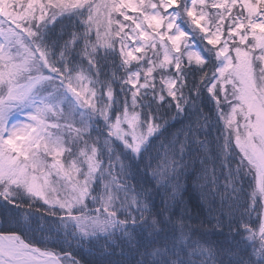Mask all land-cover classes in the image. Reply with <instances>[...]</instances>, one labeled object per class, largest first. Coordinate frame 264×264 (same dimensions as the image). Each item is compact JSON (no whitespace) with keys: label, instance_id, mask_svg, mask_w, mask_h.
I'll return each instance as SVG.
<instances>
[{"label":"snow or ice","instance_id":"obj_1","mask_svg":"<svg viewBox=\"0 0 264 264\" xmlns=\"http://www.w3.org/2000/svg\"><path fill=\"white\" fill-rule=\"evenodd\" d=\"M0 208V264H264V0H0Z\"/></svg>","mask_w":264,"mask_h":264},{"label":"trees","instance_id":"obj_2","mask_svg":"<svg viewBox=\"0 0 264 264\" xmlns=\"http://www.w3.org/2000/svg\"><path fill=\"white\" fill-rule=\"evenodd\" d=\"M180 128V123H175L174 128L170 131H175ZM185 205L189 213L192 216V225L194 227L200 228L202 231H206L210 234L212 239H223L220 235V229L216 227L217 219L220 217L222 211L226 212V207H221L219 200L212 201L210 198L204 197L201 195V192L192 186V182H188L187 189L184 193ZM156 203L160 205V198H156ZM0 227H15V224H8V213L5 212L3 208H0ZM223 231L226 233L227 228H223ZM37 237L40 236V233H36ZM82 259L84 264H89L91 261L92 264H95V261L99 259L97 255H93L87 250H83L81 255L77 257Z\"/></svg>","mask_w":264,"mask_h":264}]
</instances>
